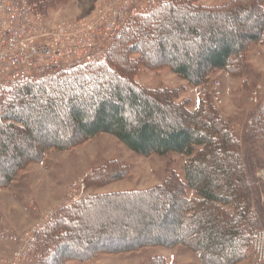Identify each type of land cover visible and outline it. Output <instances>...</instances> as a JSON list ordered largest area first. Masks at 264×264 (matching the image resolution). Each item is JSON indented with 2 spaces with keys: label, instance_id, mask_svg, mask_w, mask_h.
Here are the masks:
<instances>
[{
  "label": "trees",
  "instance_id": "obj_1",
  "mask_svg": "<svg viewBox=\"0 0 264 264\" xmlns=\"http://www.w3.org/2000/svg\"><path fill=\"white\" fill-rule=\"evenodd\" d=\"M38 1L47 7L51 0ZM196 1L169 0L147 15L136 18L112 46L108 63L85 65L74 73H57L43 78L38 84H25L19 89V106L3 113V118L11 122L5 124L4 120L0 121V156L18 150L16 143L19 140L30 146L39 123L46 116L60 123L61 113L65 118L62 126L67 128L69 125L81 135L63 140V133H54L52 138L36 148L35 154L12 165L0 177V187L8 186L17 173L30 163L41 162L49 149L67 150L99 133L115 136L130 150L144 156L178 153L185 157L183 178L172 173L163 183L150 189L95 195L61 211L57 222L45 228L35 244L34 255H39L37 259L34 257L36 264H52L62 259L88 260L99 252L117 253L141 247L178 245L196 252L204 264H236L247 258L250 233L256 229L249 213L252 189L238 140L229 124L210 98L200 101L191 111L187 108V101L174 100L178 97L176 89H145L133 78L142 67L150 70L168 67L187 84L197 87L207 83L214 71L224 70L230 74L239 71L244 66L249 43L264 41L263 2L259 7L255 6L263 19L255 34L243 38L235 49L230 45L221 49L215 45L217 49L213 47L210 55L204 58V66L198 62L193 67L189 52H185L184 61L178 58L154 61L152 55L155 48L158 53L166 51L169 46L174 52L182 49L180 43L168 45L157 41L156 44L152 40L158 36L157 40L164 35L170 36L171 32L163 23L167 17L171 18L172 32L185 34L188 41L194 43V39H200L212 27L209 24L207 28L202 27L198 21L209 23L215 14L235 20L245 10L238 4L246 3V0H234L208 7ZM181 5L186 8L185 15L173 19ZM219 42L217 40L216 44ZM200 47L198 53L201 55L205 46ZM76 93H80L82 100H78ZM162 101L166 102L165 108ZM165 110L174 114L170 123L166 122ZM259 116L260 129L264 131V109ZM127 170V165L111 160L99 168L93 179L97 181L98 178L109 177L107 182L117 180L126 175ZM173 194H177L179 199L171 207L165 208L164 204H160L164 218L176 211L179 231L172 238L105 249L94 247L90 256L75 254L78 245L89 241L87 237L71 240L78 230L87 228L85 222L74 224L72 217L77 215L78 208L94 200ZM144 264L167 263L164 257L153 256Z\"/></svg>",
  "mask_w": 264,
  "mask_h": 264
},
{
  "label": "rangeland",
  "instance_id": "obj_2",
  "mask_svg": "<svg viewBox=\"0 0 264 264\" xmlns=\"http://www.w3.org/2000/svg\"><path fill=\"white\" fill-rule=\"evenodd\" d=\"M168 1L158 3L159 5H156L153 10ZM230 1L234 0H197L196 3L211 7ZM263 2L264 0L241 2L238 6L245 10L239 13L235 20L230 21L227 16L215 14L212 15L209 23L205 20L198 21L202 27L207 28L209 25L212 27L200 39H194V43L188 41L187 35L172 32L174 27L169 21L171 18L166 16L163 23L171 32L170 36L164 35L157 40L158 36L152 40L156 44L157 41L168 45L180 43L182 49L174 52L169 46L166 51L158 53L155 48L152 59L158 61L161 58H178L184 61L185 52H189L193 67L197 66L198 62L204 66V58L210 55L215 45L220 49L227 45L235 49L241 44L243 38L255 34L260 21L263 20L255 6L259 7ZM94 6L95 0H51L47 5L48 27L57 28V25L64 21H86L92 16ZM178 9L173 19H180L182 15H185L186 8L183 5ZM217 40L220 41L218 44H216ZM201 43L205 47L202 48L200 55L198 49ZM114 44L109 45L104 63L109 62ZM214 48L217 49V47ZM234 72L230 74L224 70H217L210 74L207 83L218 81L221 89L218 101L211 97L210 99L238 140L252 189L249 213L255 222L254 228H264V189L258 186L255 178L257 169L264 165V131L260 129L259 123L260 111L264 109V41L249 43L244 66ZM133 78L145 89L162 87L176 89L178 97L174 100L187 101V108L191 111L204 100L196 95V87L185 83L168 67L156 70L142 67ZM98 87L100 88V84ZM76 96L78 100H82L80 93H76ZM165 106L166 102L162 101V107L165 108ZM165 111H167L166 122L170 123L174 114L169 110ZM59 116L62 121L60 123L56 120L52 121L51 116L44 117L38 125V132L30 146H26L19 140L16 143L18 150H12L7 155L0 156V177L12 165L19 162L18 160L35 154L36 148L43 141L52 138L54 133H63V140L81 135L69 125L67 128L64 127L66 125L62 126L65 118L61 113ZM111 160L127 165V174L109 182H107L109 177L98 178L95 181L93 178L99 168ZM184 161L185 157L178 153L163 156L137 154L109 133H99L67 150L49 149L41 162L30 163L31 165H27L17 173L8 186L0 187V264L9 263L17 249L16 244L9 239V234L21 235L35 224L39 213L57 209L68 198L70 186L79 182L85 175H89V178L88 176L84 178L85 183L88 179L85 192L91 196L82 199L87 200L95 195L106 193L144 191L163 183L172 173L183 178ZM178 199V195L173 194L124 196L111 201L89 202L78 208L77 215L72 217L74 224L77 222L80 225L85 222L87 228L78 230L71 240H83L87 237L88 243L91 244L83 243L74 247L75 254L90 256L94 247L105 249L122 244L132 245L134 242L172 238V235L179 231L176 226V211L170 217L164 218L160 204L168 208ZM35 256L37 259L39 255H33ZM153 256L164 257L167 264H204L196 252L184 245L141 247L117 253L99 252L94 255V258L88 260L62 259L52 264H144ZM30 264H36L35 258ZM236 264H254L250 247H248L247 258Z\"/></svg>",
  "mask_w": 264,
  "mask_h": 264
},
{
  "label": "built area",
  "instance_id": "obj_3",
  "mask_svg": "<svg viewBox=\"0 0 264 264\" xmlns=\"http://www.w3.org/2000/svg\"><path fill=\"white\" fill-rule=\"evenodd\" d=\"M164 0H95L93 14L86 21L48 27L47 7L38 0H0V121L9 124L3 113L19 106V89L38 84L57 73H74L85 65L103 63L109 45L141 15ZM112 42V43H111ZM111 48V47H110ZM218 81L198 89L197 94L220 98ZM257 184L264 186V166L255 173ZM84 178L69 188L68 198L57 209L41 212L33 226L21 235H11L17 246L7 264H29L41 232L57 222L61 211L82 198ZM264 199V195H263ZM254 264H264V229L250 235Z\"/></svg>",
  "mask_w": 264,
  "mask_h": 264
},
{
  "label": "crops",
  "instance_id": "obj_4",
  "mask_svg": "<svg viewBox=\"0 0 264 264\" xmlns=\"http://www.w3.org/2000/svg\"><path fill=\"white\" fill-rule=\"evenodd\" d=\"M185 81V80H184ZM185 83H186V81H185ZM34 164H36V163H34ZM31 165V164H30Z\"/></svg>",
  "mask_w": 264,
  "mask_h": 264
}]
</instances>
